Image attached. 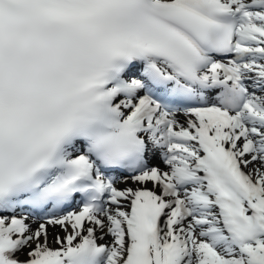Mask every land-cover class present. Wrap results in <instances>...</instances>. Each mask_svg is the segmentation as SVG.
I'll use <instances>...</instances> for the list:
<instances>
[{
  "label": "snow or ice",
  "instance_id": "6c2138e0",
  "mask_svg": "<svg viewBox=\"0 0 264 264\" xmlns=\"http://www.w3.org/2000/svg\"><path fill=\"white\" fill-rule=\"evenodd\" d=\"M0 264H264V0H0Z\"/></svg>",
  "mask_w": 264,
  "mask_h": 264
},
{
  "label": "bare ground",
  "instance_id": "6f19581e",
  "mask_svg": "<svg viewBox=\"0 0 264 264\" xmlns=\"http://www.w3.org/2000/svg\"><path fill=\"white\" fill-rule=\"evenodd\" d=\"M119 187H126V186H130V187H134L135 185H133L132 184V182L131 181H129L128 182V184L127 185H118ZM149 187H150V185H149ZM59 229H50V231H58Z\"/></svg>",
  "mask_w": 264,
  "mask_h": 264
}]
</instances>
